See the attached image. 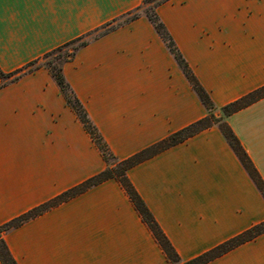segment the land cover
<instances>
[{"label": "crops", "instance_id": "0c3cea01", "mask_svg": "<svg viewBox=\"0 0 264 264\" xmlns=\"http://www.w3.org/2000/svg\"><path fill=\"white\" fill-rule=\"evenodd\" d=\"M141 1L58 6L46 0L24 21L6 6L0 69L21 67ZM156 12L215 115L264 85V0H168ZM62 72L116 160L209 113L144 16L89 40ZM225 120L264 181V97ZM106 165L46 68L0 89V225ZM126 176L182 261L264 221V197L216 125L134 165ZM2 237L16 264H171L113 178ZM206 264H264V233Z\"/></svg>", "mask_w": 264, "mask_h": 264}, {"label": "trees", "instance_id": "16d2710c", "mask_svg": "<svg viewBox=\"0 0 264 264\" xmlns=\"http://www.w3.org/2000/svg\"><path fill=\"white\" fill-rule=\"evenodd\" d=\"M168 0H142L141 4L133 11L125 13L111 22L85 34L79 36L71 41H68L60 46H57L45 53L41 56L25 63L21 67H18L12 71L4 72L0 69V89L7 84L18 80L21 76L28 74L37 68L41 67V64L37 63L40 59H45L47 57H51L49 60L45 61V64L42 65L46 68L56 83L59 86L63 97L65 98L68 105L71 109L75 112L79 120L84 125L87 132L90 134L91 138L99 148L102 153L103 159L106 162V167L100 171L99 173L93 175L92 177L86 179L82 183L72 187L71 189L61 193L53 197L52 199L28 210L27 212L11 219L10 221L3 223L0 225V263L1 264H16L13 258L11 257L7 246L3 240L2 235L9 229L14 228L20 225L25 220L32 218L44 210L64 202L73 196L80 194L81 192L85 191L89 187L95 186L105 180L108 179H117L125 191L127 192L129 198L133 202L135 208L141 215L143 221L147 224L149 229L151 230L153 236L161 246L162 250L164 251L167 259L171 264H206L209 261L225 254L226 252L232 250L233 248L250 241L257 237L258 235L264 233V221L253 225L249 229L245 230L242 233L235 235L234 237L220 243L219 245L215 246L214 248L196 256L189 260L182 261L178 256L177 252L174 250L162 230L160 229L159 225L153 218L152 214L146 207L145 203L142 201L140 196L137 194L135 189L133 188L132 184L128 180L126 176V171L133 167L134 165L146 160L147 158L171 147L178 143L183 142L187 138L197 134L198 132L207 129L213 125H216L225 136L227 142L237 155L239 161L261 192L264 197V181L261 178L259 172L255 168L253 162L251 161L250 157L244 150L243 146L241 145L237 136L233 133L232 129L227 124L225 118L230 116L231 114L249 106L250 104L256 102L257 100L264 97V85L243 95L242 97L224 105L220 108L221 115L217 116L213 113V104L208 93L203 89V87L197 81L195 75L193 74L192 70L185 62L184 58L182 57L181 53L177 49L173 39L169 35L167 29L165 28L164 24L160 21L156 8L164 2ZM146 2H152V8H150L149 12L145 11L144 15L148 18V20L152 23L155 31L161 37V39L166 44L167 48L173 55L174 59L176 60L177 64L182 69L185 77L191 84L192 88L195 90L199 99L203 103V105L208 110V114L199 120L189 124L188 126L183 127L180 130H177L166 138L162 139L159 142L154 143L153 145L139 151L138 153L133 154L132 156L123 159V160H116L113 154L109 151L106 143L102 139L101 135L97 131L96 127L90 121L87 116V113L78 100L76 95L74 94L73 90L67 83L62 68L66 62L71 61L76 52L85 46L89 40L96 39L107 32L111 31L115 27H118L122 24H126L131 22L132 20L139 17V14L136 13L138 10L141 9V5ZM120 19H123L121 22H118ZM76 44V45H74ZM73 46L70 51H65V48L69 46ZM57 59V61H55ZM222 118H224L222 120Z\"/></svg>", "mask_w": 264, "mask_h": 264}, {"label": "snow or ice", "instance_id": "6c2138e0", "mask_svg": "<svg viewBox=\"0 0 264 264\" xmlns=\"http://www.w3.org/2000/svg\"><path fill=\"white\" fill-rule=\"evenodd\" d=\"M46 0H0V37L3 35V29L5 25L3 24L4 9L5 7H10L19 12L21 15L19 17L20 21L28 20L31 11L35 8H42ZM85 0H57V5H63L66 3H76L83 4ZM108 0H101V3H107Z\"/></svg>", "mask_w": 264, "mask_h": 264}, {"label": "rangeland", "instance_id": "374dc122", "mask_svg": "<svg viewBox=\"0 0 264 264\" xmlns=\"http://www.w3.org/2000/svg\"><path fill=\"white\" fill-rule=\"evenodd\" d=\"M152 5H153L152 2H146V3H143V4L141 5V9L138 10L136 13L139 14V17H140V16H144V17H146V16L144 15V12H145V11H148V12H149V11H150L149 9L152 8ZM146 18H147V17H146ZM122 20H123V19H120L118 22H121ZM126 24H127V23H126ZM122 25H124V24H122ZM120 26H121V25H120ZM118 27H119V26H118ZM115 28H117V27H115ZM163 42H164V41H163ZM74 45H76V44H74ZM74 45L65 48V50H63V52H65V51H70V50L73 48ZM165 45H166V44H165ZM51 57H52V56H51ZM51 57H47V58H45V59H40V60H38L37 63L41 64V67H43L42 65L45 64V61L49 60ZM55 61H57V59H56ZM213 113H214V111H213ZM223 119H224V118H222V120H223Z\"/></svg>", "mask_w": 264, "mask_h": 264}]
</instances>
